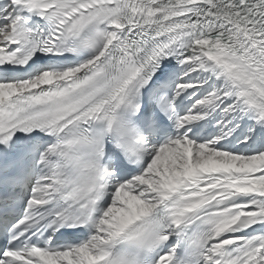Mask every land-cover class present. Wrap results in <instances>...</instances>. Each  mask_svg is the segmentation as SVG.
<instances>
[{"label":"snow or ice","instance_id":"obj_1","mask_svg":"<svg viewBox=\"0 0 264 264\" xmlns=\"http://www.w3.org/2000/svg\"><path fill=\"white\" fill-rule=\"evenodd\" d=\"M0 264H264V0H0Z\"/></svg>","mask_w":264,"mask_h":264}]
</instances>
